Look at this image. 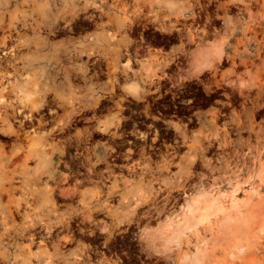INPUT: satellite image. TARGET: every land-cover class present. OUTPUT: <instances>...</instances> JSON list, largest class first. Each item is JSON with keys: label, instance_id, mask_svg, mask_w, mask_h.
<instances>
[{"label": "rangeland", "instance_id": "1", "mask_svg": "<svg viewBox=\"0 0 264 264\" xmlns=\"http://www.w3.org/2000/svg\"><path fill=\"white\" fill-rule=\"evenodd\" d=\"M67 1L30 0L21 8L31 11L34 7L33 17L40 20L39 10L52 3L61 7ZM167 1H172L173 5H168ZM196 2L75 0V11L64 13L69 15L68 20L60 17L53 31L41 29L49 41L47 44L39 41L40 44L34 45L36 42L32 41L29 47L22 48V51L32 49L30 54L40 56V60L47 54L53 55L49 68L54 65L58 77L68 71L75 86L70 91L63 88L57 91L73 96L76 108L68 120L64 114L70 107L54 93L45 96L44 83L51 73H42L44 61L21 69L22 75L18 78L26 81L25 94L39 96L45 102L41 122L34 120V125L26 126L27 121L25 129L21 128V138L0 129V152L8 157L2 166L4 159L0 155V185L10 188L9 194L3 191L0 208L2 204L14 205L20 201L22 211L27 213L25 217L17 214L5 224L0 222V237H6L0 252L9 253L8 263L0 253V261L3 260L0 264H190L197 246L208 251L203 252L202 263L196 264H264V183L258 177L264 172V0H199L206 9H201L197 23L187 26L179 23L182 27L179 32L169 25L178 13L171 8L185 9V19L180 18V21L190 23L192 14L187 8ZM195 6L199 10L200 6ZM160 23L166 26L161 28ZM97 31L116 32L120 38L119 56L115 61L103 56L108 50L105 45L97 46L89 56L73 52L78 41ZM26 32L28 38L35 36L30 28ZM146 32L150 35L146 36ZM137 38H152L155 44L167 38L181 42L170 52L173 57L167 56L163 48L150 46L147 56L138 59L140 55L133 52ZM110 54L108 51L106 56ZM184 57L189 60L183 72L187 77L178 75L173 80L203 82L191 85L197 87L195 92L183 96L192 99L188 104L193 105L188 110L189 118L167 115L163 123L133 125L131 118L137 114L136 110L144 107L143 103H149L145 108L147 112L157 113L158 101L169 96L162 93L164 87H158L156 79L154 84H157L152 85V76L163 74L171 60ZM114 62L118 71L111 74ZM202 64L210 67L211 77L205 78L204 74L196 72ZM136 77L143 86H151L154 91L140 88L138 92ZM92 84L101 86L100 93H90ZM217 86L231 93L209 94L210 89ZM14 97V93L8 95L9 100ZM47 108L55 109L56 114L51 117ZM106 118L113 123L107 131H102ZM33 126L43 142L50 143L52 157L47 161L33 155ZM18 127L15 123L14 128ZM128 129L131 132L125 135ZM50 134H56V138ZM49 188L53 191L51 201L46 195ZM68 189L72 192L64 193ZM212 197H218L233 218L236 211L230 206L231 200L245 199L241 207V213L247 216L245 232H237L242 247L232 250L227 234L234 227L229 228L231 231L220 227L222 217L214 213L193 229L179 234L170 244L158 242L172 232L188 200ZM84 216L95 217L87 222ZM30 221L35 222L34 229L38 227V231L32 228L34 231L23 234L22 228ZM170 222H174L173 226ZM98 223L109 228L101 230ZM45 224L53 226L51 234ZM30 232L36 234L34 242L28 246L29 238L25 237H29ZM220 234L223 235L218 238ZM149 239L152 245L160 246H149ZM17 253L23 259H16Z\"/></svg>", "mask_w": 264, "mask_h": 264}, {"label": "bare ground", "instance_id": "2", "mask_svg": "<svg viewBox=\"0 0 264 264\" xmlns=\"http://www.w3.org/2000/svg\"><path fill=\"white\" fill-rule=\"evenodd\" d=\"M30 1V0H0V129L2 130V132H5V134L9 135V134H15L16 138H21V128H23L27 121H28V125L26 126H30L31 124L34 125V120H37L38 123L41 122V111H43L42 106L44 105L45 100H43L42 98H40L39 96L34 97L32 94H25L26 90H27V84L26 81H22L21 79H19V75L21 74V69L25 68L26 65L32 66V65H36L38 63H40V61H44V66H43V71L42 73H51V76L49 79L46 80V83H44L45 89L47 92H45V96L47 95V93H54L61 102H63L66 106H69V110L64 114V117L66 119H71V115L74 111V109L76 107H74V102H73V96H65L63 95V93H58V89L59 88H63V90L65 89V91H70L73 87L74 81L72 80V78L69 76V74L67 73L68 71H63L65 74L62 76H57L58 73V69H55V66L53 65L52 68H49V65H52L51 63H49V61L52 60V56H49L48 54L44 56V59L40 60V56H37L36 54H30L32 52V49L29 51L25 50L22 51L23 47H29L30 46V42L34 41L36 42L34 45H38L40 44L39 41H42L43 43L47 44L49 41L46 38V36L44 37V35H42L41 33V29L42 28H46L48 31H53V29L57 26L58 21L60 19V17H62L64 20H68L69 15H65L64 13H69L72 14L75 11V0H69L67 1V3H64L61 7L59 5H54V3L51 4V6H46L45 8L39 10L41 13V18L40 20L38 18L33 17V9H35L33 7H31V11H26L25 9L21 8L25 2ZM193 1V0H191ZM196 3H190L189 4V8L188 11L191 12L192 14V21L190 23H188L187 21H180V18L185 19V14H186V10H179L176 11V9L171 8V11L174 12H178L175 13V20L173 22H171L169 25L171 27H173L174 29H176L178 32L181 31L182 27L178 26L179 23L182 24V26H187L189 24H193V23H197L200 17V12L202 11L201 9H206L205 5H203L202 3L199 2V0H196ZM201 1V0H200ZM219 1V0H218ZM195 2V1H194ZM88 3V2H87ZM95 4V2H92V4ZM172 1H167L168 5H173ZM183 5V3L181 4ZM195 5H199L200 8L199 10L196 9ZM220 5V4H219ZM222 5V4H221ZM220 5V6H221ZM226 5V4H225ZM78 6V5H77ZM86 6V5H85ZM94 6V5H92ZM224 7V6H223ZM93 8V7H92ZM89 9V8H88ZM89 11V10H88ZM95 11V10H94ZM93 12V11H92ZM88 13V12H87ZM86 13V14H87ZM90 13V12H89ZM95 13V12H94ZM100 14V13H99ZM103 14V13H102ZM91 15V14H90ZM94 15V14H93ZM97 15V14H95ZM112 15V14H111ZM110 15V16H111ZM89 16V15H86ZM84 16V17H86ZM99 16V15H98ZM84 17H82L84 19ZM90 17V16H89ZM96 17V16H95ZM125 17V16H124ZM81 18V19H82ZM92 18V17H91ZM90 18V19H91ZM97 19L99 17H96ZM95 18V19H96ZM172 18V17H171ZM76 19H78L76 17ZM86 19V18H85ZM88 19V18H87ZM101 19V18H100ZM99 19V20H100ZM103 19V18H102ZM158 19V17H157ZM75 20V19H74ZM97 20V22L99 21ZM129 21V19H126V21ZM63 21V20H62ZM80 21V20H79ZM89 21V20H86ZM94 21V20H93ZM76 22V21H75ZM134 22V21H133ZM136 22V21H135ZM73 23V22H72ZM77 23V22H76ZM129 23V22H128ZM93 24V23H92ZM96 24V23H94ZM111 24V23H110ZM91 25V24H90ZM98 25V24H97ZM110 26V25H109ZM166 25L160 23L159 27H165ZM194 26V25H193ZM32 29V31H34L35 36H33V38H28L27 37V29ZM60 29V28H58ZM72 29V28H71ZM102 30V29H101ZM176 32V31H175ZM191 34L192 30H191ZM181 35V32H180ZM184 35V34H182ZM181 35V37H183ZM193 36V35H190ZM194 38V37H193ZM120 43V38L117 37L116 32H111L110 34H106L103 31H97L95 34H93L92 36L86 37L83 40L78 41V43L74 46L73 48V52L76 54H81V55H91L92 53L95 52L96 47L97 46H102L105 45L108 46V50L105 51V53L107 54L108 51H111V54L109 56H106V54H103L104 57H106V59L112 57V60H116L118 55V45ZM111 47V48H110ZM71 52V53H73ZM68 53V51H67ZM73 53V54H74ZM56 56L54 54V59H56ZM72 56V55H71ZM84 57V56H83ZM130 57V56H129ZM85 58V57H84ZM82 58V59H84ZM91 58V57H90ZM121 58V57H120ZM89 59V57H88ZM131 59V58H130ZM129 59V60H130ZM40 60V61H39ZM91 60V59H90ZM36 61V62H35ZM110 61V60H108ZM131 61V60H130ZM19 63H22V65H19ZM89 63V62H88ZM125 64V63H124ZM126 64L129 65L130 62L126 61ZM88 65V64H87ZM132 67V66H131ZM149 67V66H147ZM146 67V68H147ZM117 63L114 62L111 67H110V72L111 74L114 73L116 74V72L118 71L117 69ZM11 69V70H10ZM149 69V68H148ZM102 71V70H100ZM109 72V70H108ZM24 73V72H23ZM67 73V74H66ZM88 73V71H87ZM86 74V73H85ZM22 75V74H21ZM20 75V76H21ZM117 76H115L116 78ZM114 78V75H113ZM78 79V78H77ZM118 79V78H117ZM37 84V82H35ZM114 83V81H113ZM11 93H14L15 97L12 98L11 100L8 99V95L11 96ZM40 95V94H39ZM52 96V95H51ZM10 98V97H9ZM29 101H31L30 103V107H26L29 104ZM48 101V99H47ZM51 101V99H50ZM49 101V102H50ZM54 105V101L52 102ZM51 103V104H52ZM50 106V105H49ZM79 106V105H78ZM46 107V105H45ZM44 107V109H45ZM56 108V107H55ZM28 109V110H27ZM42 109V110H41ZM77 109H79L77 107ZM82 110V108H80ZM79 109V110H80ZM99 110H101L99 108ZM46 111V110H45ZM48 114L53 117L54 114H56V110L53 108H47ZM83 111H81L82 113ZM85 112V111H84ZM97 112V111H96ZM36 114H39L40 117H37ZM47 114V112L45 113ZM80 115V114H79ZM99 115V114H98ZM44 116V115H43ZM47 116V115H46ZM78 116V115H77ZM81 116V115H80ZM87 116V115H86ZM85 117V116H84ZM83 117V118H84ZM56 118V117H55ZM78 119V117H75ZM82 118V116H81ZM88 118V117H87ZM44 120V119H43ZM79 121V120H78ZM81 121V120H80ZM119 119L117 120V122L115 123V126L117 124H119ZM30 122V123H29ZM15 123L18 124V128H14ZM113 122L110 120H107L106 122H104L101 126V130L102 131H107L109 126L112 124ZM176 124V123H175ZM38 125V124H37ZM44 125V124H43ZM55 125V124H54ZM36 127V126H35ZM34 126L31 128V130H33V137H32V147L35 150V152L33 153L34 156H37L39 158V160H42L43 158L45 159V161H47V159H50L51 156V151H49V145L45 144L43 142V140L41 139V137H39V135H37V131ZM43 127V126H42ZM62 127V126H61ZM117 127V126H116ZM27 128V127H26ZM39 128V127H38ZM51 128V127H50ZM118 128V127H117ZM25 129V128H23ZM42 130V128H40ZM48 129V128H47ZM46 129V130H47ZM55 129V127H54ZM112 129V128H110ZM40 130V131H41ZM45 130V129H43ZM42 130V131H43ZM50 130V129H49ZM48 130V131H49ZM53 130V129H51ZM67 130V129H65ZM96 130V129H95ZM117 131V129H116ZM114 131V132H116ZM23 132V131H22ZM30 132V131H29ZM47 132V131H44ZM61 132V131H60ZM64 132V131H63ZM62 132V133H63ZM95 132H98L95 131ZM112 132V133H114ZM31 133V132H30ZM61 133V134H62ZM65 134H67V132H64ZM57 134V133H56ZM55 134V135H56ZM59 134V133H58ZM64 134V135H65ZM101 134V133H100ZM104 134V133H103ZM23 135V134H22ZM52 134H50L51 136ZM55 135H52L55 137ZM99 135V134H98ZM105 135V134H104ZM112 135V134H111ZM44 136V135H43ZM72 136V135H71ZM101 136V135H100ZM114 136V135H113ZM60 137V136H59ZM64 137V136H63ZM51 138V140H52ZM56 138V137H55ZM62 138V136H61ZM73 138V137H72ZM48 139H50L48 137ZM77 139V138H76ZM85 139V138H84ZM155 139V138H154ZM82 143V142H80ZM65 148V147H64ZM78 149V148H77ZM65 151V150H64ZM78 151V150H76ZM16 152V151H15ZM18 152V151H17ZM16 152V153H17ZM19 154V153H18ZM17 154V155H18ZM1 155V159H4L2 166L5 165L8 161V157L6 154H4V152H0ZM16 157V156H15ZM67 165V163H66ZM36 173L38 175H40V172L37 170ZM67 178V175L64 176ZM63 177V179H64ZM258 177L261 179V181L264 183V172H260L258 174ZM50 189V190H49ZM48 190H46V195H47V199H49L50 201L53 200L52 198V189L49 188ZM62 190V189H61ZM9 194L10 193V188H4L3 185H0V204H1V199H2V195L4 192ZM55 191V190H54ZM69 192L68 191H64V193ZM72 192V191H70ZM69 192V194H70ZM75 192V191H74ZM62 193V191H61ZM63 193V194H64ZM55 194V192H54ZM5 196V195H4ZM54 196V195H53ZM72 196V195H70ZM55 198V197H54ZM205 198V197H204ZM140 200L142 199H138V201L140 202ZM27 204V201H25ZM10 203V202H9ZM245 199H232L230 206L235 209L236 211V217L233 218L232 215H230L228 209H226L222 203H220V200L218 197H212V198H206L203 200H198V199H194V200H188L185 203V207H184V211L182 214V218L180 220H177L179 222H175V225L172 230V232L170 234H166V237L161 236L162 238L164 237L165 239H160L158 242L161 244H165L172 242L173 239H175L179 234L184 233L185 231L189 230V229H193L194 227H196L199 223H201L202 221H206V219L210 216V214H219L222 217V224H220V227L223 228H231V226L234 227V230L231 231V229H229L231 232H227L229 234H227L229 237L228 239H230V244L232 247V250L235 251L237 250L236 248H240L242 247V245L240 244L241 242V238L240 235H238L237 232L241 231V230H245L246 227V220H247V216L245 215V213H241V207L245 205ZM107 205V204H105ZM104 207V206H103ZM24 209V206H23ZM230 210V209H229ZM96 211V210H95ZM100 211V210H98ZM106 211V210H105ZM234 211V212H235ZM94 213V212H93ZM17 214H21L23 217L26 216V212L25 210L22 211L21 208V202L18 201L16 202L14 205H10V204H2L1 208H0V222H2L3 224H5L8 220H14L15 219V215ZM25 215V216H24ZM80 215V213H79ZM82 215V214H81ZM80 215V216H81ZM91 215V214H90ZM21 216V217H22ZM83 216V215H82ZM87 216V215H85ZM83 218V220L87 221V222H91V219L94 218H90V217H85ZM79 217V216H78ZM81 218V219H82ZM77 220V219H76ZM93 220V219H92ZM19 221V220H18ZM82 221V220H81ZM96 221V220H95ZM70 222V221H69ZM75 222V221H74ZM84 222V221H82ZM100 222V220L98 221ZM102 222V221H101ZM16 223V222H15ZM72 223V222H71ZM105 223V222H104ZM103 223V224H104ZM171 225L174 224V222H170ZM221 223V222H220ZM9 223H7L8 225ZM93 224V223H92ZM95 224V223H94ZM99 224V223H98ZM69 225V224H67ZM223 225V226H222ZM95 226V225H94ZM97 228L99 229V226H101V230L102 229H108L106 228V225H101L99 224L96 225ZM167 226V225H166ZM173 226V225H172ZM35 227V222H28L27 224L24 225V227L22 228V232L24 234V231L29 232L32 231ZM41 227V226H40ZM51 227H53L51 224H45V228L47 229V232L49 234H51ZM68 227V226H67ZM165 227V226H164ZM169 227V224H168ZM10 228V227H9ZM33 228V229H32ZM38 228V227H37ZM35 228V229H37ZM70 228V227H69ZM72 228V227H71ZM166 228V227H165ZM171 228V227H170ZM11 229V228H10ZM34 229V230H35ZM9 230V229H8ZM33 230V231H34ZM59 230V229H58ZM65 230V229H64ZM162 230V229H161ZM168 230V229H167ZM36 231V230H35ZM38 231V229H37ZM43 231V230H42ZM56 231V230H55ZM66 231V230H65ZM93 231V230H92ZM169 231V230H168ZM243 231L239 232L240 233H244ZM58 232V231H57ZM64 232V231H62ZM68 232V231H67ZM162 232V231H160ZM159 232V234H160ZM226 232V230H225ZM235 232V233H234ZM43 233V232H42ZM70 233L71 230H70ZM157 233V232H155ZM7 234V233H6ZM28 234V233H27ZM29 237H25L26 239L29 238V243L27 244L28 246L34 242L35 239V234L36 232H30L29 233ZM46 234V233H43ZM53 234V233H52ZM56 234V232H55ZM58 234V233H57ZM60 234V232H59ZM64 234L66 235V233L64 232ZM158 234V233H157ZM39 235V234H38ZM37 235V236H38ZM54 235V234H53ZM52 235V237H53ZM69 234H67L68 236ZM71 235V234H70ZM150 235H154V234H150ZM223 234L218 235L217 237L219 238V236H221ZM226 235V234H225ZM224 235V236H225ZM6 236V235H5ZM9 236V234H8ZM73 236V235H72ZM72 236H70L72 238ZM156 236V235H155ZM159 236V235H158ZM158 236H156V238H159ZM6 240V237H4ZM4 238L0 237V246H5V242H4ZM9 238V237H8ZM39 237H36V239H38ZM54 238V237H53ZM56 238V237H55ZM69 238V237H67ZM70 238V239H71ZM152 238V237H151ZM155 238V237H154ZM155 238V239H156ZM223 238V236H222ZM66 239V238H65ZM64 239V240H65ZM226 239V238H225ZM22 240L24 241V238H22ZM55 240V239H54ZM63 240V241H64ZM146 240V239H145ZM150 240V239H149ZM152 240V239H151ZM149 241V243H147L149 246H151L153 244L152 241ZM22 241V242H23ZM52 241V240H51ZM155 241V240H154ZM157 241V240H156ZM165 241V243L163 242ZM214 241V240H213ZM25 242V241H24ZM37 242V241H36ZM61 242V241H60ZM66 242V241H65ZM148 242V239H147ZM152 242V244H151ZM207 242V243H206ZM223 242V241H222ZM226 242V241H224ZM229 242V240H228ZM62 243V242H61ZM69 243V242H68ZM155 243V242H154ZM206 244H211L208 243V241H205ZM215 243V242H214ZM220 243V242H219ZM242 243V242H241ZM42 244V243H41ZM65 244V243H63ZM67 244V243H66ZM158 245V243H155ZM154 244V245H155ZM170 244V243H169ZM201 244V243H200ZM213 244V243H212ZM227 244V242H226ZM85 245V244H84ZM152 245V246H154ZM215 245V244H214ZM220 244H218L219 246ZM42 246V245H40ZM57 246H58V242H57ZM65 246V245H64ZM156 246V245H155ZM160 246V245H158ZM205 246V245H204ZM60 247L62 248L63 245ZM163 247V245H162ZM211 247V246H210ZM215 247V246H214ZM213 247V248H214ZM244 247V246H243ZM155 248V247H154ZM161 248V247H160ZM211 248V250L213 249ZM153 249V248H151ZM159 249V248H158ZM167 249V248H166ZM224 249V248H223ZM230 248H228L229 250ZM235 249V250H234ZM157 250V248H156ZM155 250V251H156ZM160 250V249H159ZM158 250V251H159ZM204 250V249H203ZM201 249V247H196V252L192 254V257L190 258V264L191 262L196 264L199 261L201 262V258L203 256V252L205 253V251L207 252L208 250L203 251ZM210 250V251H211ZM225 250V249H224ZM154 251V250H153ZM162 251V250H161ZM239 251V250H238ZM61 252L65 253L64 250L61 249ZM60 252V253H61ZM2 258L5 259L6 263L9 262V253L4 250L3 252H0ZM29 253V252H28ZM71 253V251L69 252ZM153 253V252H152ZM237 253V252H236ZM240 253V251H239ZM30 254V253H29ZM159 254V253H158ZM231 254V253H230ZM238 254V253H237ZM233 255V254H232ZM184 256V255H183ZM186 256V255H185ZM16 259L20 258L23 259L19 253L15 254L14 256ZM77 259V256H76ZM2 260V259H1ZM30 261V259H28ZM3 261V260H2ZM0 261V263L2 262ZM199 262V263H200ZM202 263V262H201Z\"/></svg>", "mask_w": 264, "mask_h": 264}, {"label": "flooded vegetation", "instance_id": "3", "mask_svg": "<svg viewBox=\"0 0 264 264\" xmlns=\"http://www.w3.org/2000/svg\"><path fill=\"white\" fill-rule=\"evenodd\" d=\"M153 32V30H151ZM146 36L150 35V32L145 33ZM142 36V35H140ZM155 40L152 38H137L135 40L134 49L133 52H136V54L140 55L139 58H144L147 56L149 47H155V48H163V52L167 54V56L173 57L174 55H170V52H172L174 49V46H177L181 40H173V39H162L155 44ZM178 56V55H177ZM186 57L179 59V60H171L169 62V65H166L165 68H167L166 71L163 72V74H159V80H157V75L152 76V85H156L158 83V87H164V90L162 93L169 95L165 99L158 101L156 105L157 113L155 112H147L145 109L149 103H143L144 107L139 108L137 111V114L135 117H132V124L138 125V126H152L155 125L156 121L163 123L166 122L165 116H172V115H180L181 117L189 118L188 110L193 105H188L189 102H192V99L188 100V98L183 97L184 95L194 93L197 87L192 88L191 85L193 84H203V82H197L196 80H192L191 82H187L186 80L179 83L177 80H173L175 77L180 76V78H186L187 75H185L183 72L187 69V64H189V60L185 59ZM134 63H137L136 60ZM163 65L164 63L161 62ZM138 66H135V69H137ZM210 67L206 66L205 64H202V66L196 71L199 74H204L205 78L211 77L212 73L209 71ZM124 78V76H122ZM137 78V79H136ZM135 79L138 80V77ZM156 79V80H155ZM157 82L156 84H154ZM140 86L141 90L144 88L147 92L154 91V88H150L148 86H143V83H141L139 80L136 82ZM149 84V82H148ZM233 89V88H232ZM140 92V90H139ZM231 90L226 89L223 86H217L215 88L210 89L209 94L214 95H227L230 94ZM177 97H180V99H177ZM215 99H219L215 97ZM153 104V102H152ZM129 132H131V129H128L125 135H128ZM127 141H131V139L127 138ZM159 147V146H157Z\"/></svg>", "mask_w": 264, "mask_h": 264}, {"label": "crops", "instance_id": "4", "mask_svg": "<svg viewBox=\"0 0 264 264\" xmlns=\"http://www.w3.org/2000/svg\"><path fill=\"white\" fill-rule=\"evenodd\" d=\"M135 85H136V87H137L136 90L139 92V90H140V86H139L138 84H136V83H135ZM86 88H87V87H86ZM89 88H90V93H94V94H95V93H100L99 90L101 89V86H100V87H97L96 85H93V84H92V86L90 85ZM94 88H97L98 91H94ZM133 89H134V88H133ZM106 121H107V118H106Z\"/></svg>", "mask_w": 264, "mask_h": 264}]
</instances>
